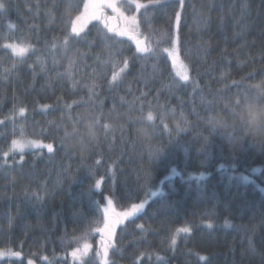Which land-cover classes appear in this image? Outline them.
Returning <instances> with one entry per match:
<instances>
[{"label": "trees", "instance_id": "trees-1", "mask_svg": "<svg viewBox=\"0 0 264 264\" xmlns=\"http://www.w3.org/2000/svg\"><path fill=\"white\" fill-rule=\"evenodd\" d=\"M142 1L191 81L103 11L72 33L86 0H0V248L17 255L0 264H264V191L240 177L264 168V0ZM20 136L46 144L8 153Z\"/></svg>", "mask_w": 264, "mask_h": 264}, {"label": "rangeland", "instance_id": "rangeland-1", "mask_svg": "<svg viewBox=\"0 0 264 264\" xmlns=\"http://www.w3.org/2000/svg\"><path fill=\"white\" fill-rule=\"evenodd\" d=\"M155 2V1H151ZM151 4V3H150ZM149 3L147 1H140V0H86L84 5V10L82 13L74 16L71 20V31L72 33L82 34L84 33L90 25L95 21V14L96 12H102L106 11L102 14L101 20L107 22V31L105 33H116V36H123L120 32V25L118 22L123 20L125 22L124 32L127 37L131 39L132 42L126 44V49L131 50L134 45H136L137 51L141 53H148L151 54L154 52H159V50H162L165 53V56L169 61H166L170 65L171 73H170V81L173 82L177 78L179 80H183L186 82L191 81L192 75L189 69V64L183 58L182 52L180 51V47L178 44V38L177 34L174 35L173 38H165L166 41H169L170 43L164 44L162 47L156 46L150 37L144 33V28L142 23L140 22V14L144 10L146 6H148ZM2 4H0V9L2 8ZM110 15H115L117 17L116 21L109 22ZM113 25V26H112ZM134 43V44H133ZM32 45V44H31ZM30 44H14L10 45L14 52L18 54L19 56H27L35 51V47ZM125 44L119 45V49H122ZM148 54V55H149ZM107 66H104L106 68ZM109 69V67L106 68V70ZM125 70H122L121 73H117V75H123ZM139 80V78H138ZM164 85H169L166 83L164 79H161ZM140 81V80H139ZM167 90V89H166ZM27 135V134H26ZM45 142H43L40 139H35L30 136H20L18 138H15V140L11 143V150L9 149L8 153L14 152V151H22L18 153H23L26 150H37L44 145ZM46 144V143H45ZM31 150V151H32ZM17 153V152H16ZM15 153V154H16ZM263 166H256L253 167L249 173H242L240 174V177L248 182H252L259 186L264 191V174H263ZM176 172L175 170H173ZM156 194V193H155ZM154 194V195H155ZM109 214V213H108ZM104 218H107V215H104ZM102 229V228H101ZM114 231V228H113ZM90 245V244H89ZM89 245H86V247H90ZM103 249H106V253L108 254V248L110 247L109 242H105L103 245ZM101 247V246H100ZM93 248V247H92ZM89 249V250H88ZM86 249L84 253H79V250H76L73 254V264H80L81 262L84 263L85 259H87L92 251L91 248ZM88 250V251H87ZM87 253V254H85ZM103 254V252H102ZM101 252H97L96 260H93L94 263L98 264L103 262V259L105 260V257H103ZM105 254V253H104ZM103 254V255H104ZM16 254L13 251H8L5 249L0 248V258L3 260L16 258ZM45 260L47 258H44ZM12 262V261H11ZM29 264H42L41 262H38L36 260H29Z\"/></svg>", "mask_w": 264, "mask_h": 264}, {"label": "flooded vegetation", "instance_id": "flooded-vegetation-1", "mask_svg": "<svg viewBox=\"0 0 264 264\" xmlns=\"http://www.w3.org/2000/svg\"><path fill=\"white\" fill-rule=\"evenodd\" d=\"M104 13V11H103ZM111 17L109 18L110 22H114L116 21L117 17L115 15H110ZM106 22V21H105ZM107 23V22H106ZM118 24L120 25V32L122 33V35H126V33L124 32V27H125V22L123 20H121L120 22H118ZM126 37V36H125ZM103 242H105L104 240H102ZM103 251V250H102Z\"/></svg>", "mask_w": 264, "mask_h": 264}]
</instances>
